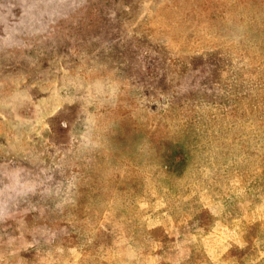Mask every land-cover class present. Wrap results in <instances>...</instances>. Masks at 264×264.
I'll use <instances>...</instances> for the list:
<instances>
[{
    "label": "rangeland",
    "instance_id": "obj_1",
    "mask_svg": "<svg viewBox=\"0 0 264 264\" xmlns=\"http://www.w3.org/2000/svg\"><path fill=\"white\" fill-rule=\"evenodd\" d=\"M0 264H264V0H0Z\"/></svg>",
    "mask_w": 264,
    "mask_h": 264
}]
</instances>
